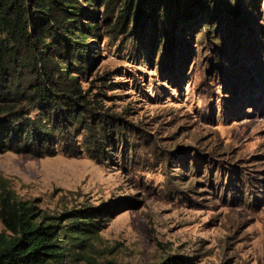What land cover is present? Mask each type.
<instances>
[{
  "label": "rangeland",
  "instance_id": "374dc122",
  "mask_svg": "<svg viewBox=\"0 0 264 264\" xmlns=\"http://www.w3.org/2000/svg\"><path fill=\"white\" fill-rule=\"evenodd\" d=\"M228 1L231 21L214 20L210 38L201 24L177 38L175 8L157 37L146 28L140 54L121 36L96 43L81 86L105 91L132 149L121 143L106 162L59 148L0 153V179L18 198L62 221H100L71 240L86 242L68 264H264V0L250 10Z\"/></svg>",
  "mask_w": 264,
  "mask_h": 264
},
{
  "label": "trees",
  "instance_id": "16d2710c",
  "mask_svg": "<svg viewBox=\"0 0 264 264\" xmlns=\"http://www.w3.org/2000/svg\"><path fill=\"white\" fill-rule=\"evenodd\" d=\"M245 2L250 10L257 0ZM175 8L174 30L181 40L200 24L210 38L214 20L216 26L231 21L228 0H0V153L42 157L59 148L70 157L86 152L106 162L119 144L132 149L123 115L103 105L108 98L105 91L93 92L95 82L83 89L80 78L100 60L96 43L121 36L140 54L146 28L157 37L160 21L166 25ZM109 82L108 90L122 84ZM69 220L46 215L0 179V264H68L77 246L71 240L97 233L100 222L89 215ZM188 261L173 256L161 264Z\"/></svg>",
  "mask_w": 264,
  "mask_h": 264
}]
</instances>
